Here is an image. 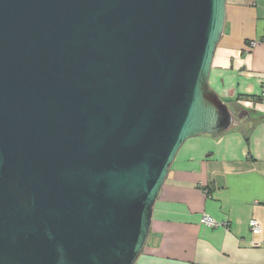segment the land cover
<instances>
[{
  "label": "water",
  "instance_id": "water-1",
  "mask_svg": "<svg viewBox=\"0 0 264 264\" xmlns=\"http://www.w3.org/2000/svg\"><path fill=\"white\" fill-rule=\"evenodd\" d=\"M225 18L226 0H0V264L136 263L181 147L235 121L209 85Z\"/></svg>",
  "mask_w": 264,
  "mask_h": 264
},
{
  "label": "crops",
  "instance_id": "crops-1",
  "mask_svg": "<svg viewBox=\"0 0 264 264\" xmlns=\"http://www.w3.org/2000/svg\"><path fill=\"white\" fill-rule=\"evenodd\" d=\"M209 85L235 121L181 147L135 264H264V0H226ZM241 111L249 117L242 123ZM203 215L228 227L202 225Z\"/></svg>",
  "mask_w": 264,
  "mask_h": 264
},
{
  "label": "built area",
  "instance_id": "built-area-1",
  "mask_svg": "<svg viewBox=\"0 0 264 264\" xmlns=\"http://www.w3.org/2000/svg\"><path fill=\"white\" fill-rule=\"evenodd\" d=\"M261 98H262V100H264V89L262 91ZM200 223L202 225H205V226H208V227H211V228H217V227H220V226L228 227L227 224L218 223L216 220H214L209 215H203L201 217V219H200ZM249 228H250V231H251V233L253 235H259L262 232L261 224L255 219H252L249 222Z\"/></svg>",
  "mask_w": 264,
  "mask_h": 264
}]
</instances>
